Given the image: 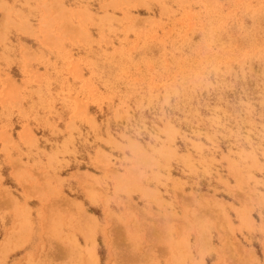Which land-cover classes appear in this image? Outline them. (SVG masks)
Returning <instances> with one entry per match:
<instances>
[{"label":"rangeland","instance_id":"1","mask_svg":"<svg viewBox=\"0 0 264 264\" xmlns=\"http://www.w3.org/2000/svg\"><path fill=\"white\" fill-rule=\"evenodd\" d=\"M0 6V17H9L0 25V189L8 185L17 196L23 180L45 183L53 171L55 192L38 198L82 200L104 233L117 222L132 236L124 247L140 244L138 264L170 263L173 241L156 229L164 219L204 255L203 264H223L225 243L232 256L264 264V0ZM67 138L49 165V153ZM235 172L243 174V193L257 198L242 227L232 206L242 184ZM219 204L230 207L233 226ZM76 217L63 212L57 225L69 229ZM50 228L39 223L31 234L38 238L5 259L0 250V264H21L31 251L32 264H75ZM8 234L2 224L0 243ZM202 239L210 240L206 248ZM96 241L106 264L104 241Z\"/></svg>","mask_w":264,"mask_h":264},{"label":"bare ground","instance_id":"2","mask_svg":"<svg viewBox=\"0 0 264 264\" xmlns=\"http://www.w3.org/2000/svg\"><path fill=\"white\" fill-rule=\"evenodd\" d=\"M0 1V4H3V0ZM15 1L20 2L21 4L23 3V0ZM0 9L3 11V6H0ZM8 18L9 17H7L6 19L3 18L2 14V16L0 17V25H3ZM7 96L10 100H14L15 92L13 91V89L12 91L8 92ZM66 102L68 101H65V103ZM67 109L64 108V110ZM46 110L48 112L53 111L51 107L49 108V110ZM46 114L47 113L45 112H40V115H44L45 117H47ZM69 141L70 138H67L65 140V145L60 149H57V154L49 153V158H47V163L49 165H52L58 161L57 155L63 152L61 150H66V146L68 145ZM0 148L3 149V147ZM84 175L87 176H85L86 180L88 178L96 179L95 177H97L96 175L88 174V172H85ZM235 175L237 177V180L242 184H238L241 188V192H239L237 189L232 190V193L237 197V204H232V206H234L233 211L240 221V224L238 226L242 227L244 225V222L242 221L243 218L247 219L250 216L248 209H258L256 207V204L254 203L257 198H253L254 194L252 193H243V174H237V172H235ZM71 177L75 179H84L83 173H76ZM56 178V174H54V172L52 171L50 173H47V181L45 183L36 182V184H27V182H24L23 180L22 183L23 185L25 183V190L22 187L20 192L16 191V193L18 194L17 196L14 195L12 190L8 189V185H3V187L0 189V192L5 197L4 202L3 196L0 197V226L3 224V228H9L10 231V234L6 235L5 237L3 235V240H1L2 242L0 243V250L1 253H3V259H5L9 253H12V250L14 251L15 247L28 246L29 244H32V242L38 238L35 236H31L33 232H37L33 228L35 226H39V223L44 225L47 223L48 228L51 227L50 231L53 233V235L57 237V239H61L64 251L67 252L68 256L76 258L72 261L75 264H100L97 252H99L98 248L99 246H101V244L99 242L97 243L96 241L99 239H102L104 241V245H102V248H104V251L107 253V257H109V260L106 261V264H129L135 261L138 264V260L140 257V244H130L125 245L126 247H124L122 245V242L123 240H125V237H128L127 240H130L132 239V236L129 233H123V229H121V227L119 231L117 222L111 223V225L108 227L107 233H104L105 229H95L97 226V217L88 215L86 205L82 202V200L73 199L68 196L65 199H61L60 203L58 204L57 202L52 201L53 198L55 199V196L51 197L50 194L46 195V197L50 198L49 202H46V200H40V198H38L40 197L39 194L43 195L46 189L51 191L52 193L55 192L56 188L52 186L51 182L48 183V180L54 181ZM77 180L79 181V183H82L80 179ZM92 188L95 187H85L84 184H81L80 186V189L83 191L84 189H86L89 192H93L91 190ZM34 194H36V197H33L35 196ZM248 194H250L249 198H247ZM27 195L33 196L27 197ZM3 204L7 207L9 206L13 210V213H9V215H7V212L3 210ZM94 204H99L98 200ZM218 206L222 208L221 215L224 216V220H226L231 226H233L232 224L234 223L231 220L232 216L229 214L230 207H225L222 204H219ZM259 207H261V203L259 204ZM44 210L45 213H43ZM59 210L61 212L58 214L57 211ZM63 212H72L74 217L77 216L70 221V224L72 223V226L69 229H65V226L57 225L60 224V221H57V216L59 215L61 217V214H63ZM46 215L48 216L47 218ZM164 220L159 223V227H157L156 229L158 232L164 233V238L169 243L170 240L173 241L170 249H168L170 252V258L167 262H170L169 264H198V261L201 264L205 263L206 260L204 258V255L199 253L197 250L195 252L192 249L190 241L188 242L184 238V233L182 234L181 231H177L172 225L171 227H169L166 223H163ZM183 223L184 221L181 220L180 224L183 225ZM63 224L65 225V223ZM136 229L138 230V228ZM114 232L119 233V239L118 237H113ZM107 234L111 238L110 241ZM80 236L83 239V243L78 242V238ZM171 236L172 238L167 239V237ZM117 241H119V244ZM206 242L210 244L209 239H202L199 244L202 248H206V246L204 245ZM151 247L154 248L155 245L152 244ZM226 247H228L227 243L224 244V248L220 249L221 252L224 253L223 264H232L236 261H241L244 264L243 259L248 263H254V258L252 256L249 255L247 257H243L241 255L242 258H238L239 256H232V246L228 247L230 248V250ZM173 248L175 250H173ZM171 249L173 251L172 253ZM192 252L195 254L194 256L192 255ZM34 257L36 256L33 254V251L27 253V255H25L24 257L25 259L21 261V264H32L31 262L32 259L34 260ZM216 260L218 261V257Z\"/></svg>","mask_w":264,"mask_h":264}]
</instances>
